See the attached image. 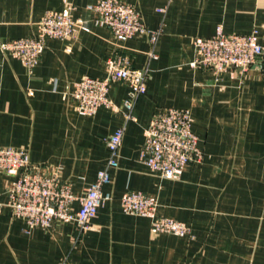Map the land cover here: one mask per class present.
I'll use <instances>...</instances> for the list:
<instances>
[{"label": "crops", "instance_id": "crops-1", "mask_svg": "<svg viewBox=\"0 0 264 264\" xmlns=\"http://www.w3.org/2000/svg\"><path fill=\"white\" fill-rule=\"evenodd\" d=\"M70 1L82 27L71 39H48L32 73L0 49V146L27 148L33 164L58 168L78 196L107 169L112 182L104 188L114 199L87 230L75 222L27 230L6 205L12 176L0 170V264H264V65L219 76L191 65L194 39L214 35L220 24L228 33L257 29L264 44V0H125L150 30L162 29L154 46L145 34L118 42L96 24L88 5L99 0ZM64 5L0 0V41L35 34L45 12ZM118 51L150 69L134 118L123 108L79 114L66 93L86 75L106 76V61ZM110 98L122 106L128 84L114 82ZM165 107L191 110L204 154L178 178L159 176L142 161L145 131ZM119 128V165L110 167L107 138ZM131 189L155 196L158 214L186 222L191 233L153 232L150 218L125 213L120 197Z\"/></svg>", "mask_w": 264, "mask_h": 264}, {"label": "built area", "instance_id": "built-area-1", "mask_svg": "<svg viewBox=\"0 0 264 264\" xmlns=\"http://www.w3.org/2000/svg\"><path fill=\"white\" fill-rule=\"evenodd\" d=\"M64 1L62 10L45 12L36 23L35 34L0 41V49L19 59L32 73L48 39H71L82 27L83 19L75 16L74 3ZM88 8L96 13V24L108 27L118 42L145 34L154 46L162 33L161 28L150 30L140 10L125 0H99L89 4ZM193 45L195 54L191 65L211 68L218 76L232 69L245 73L259 62L264 65V44L257 29L247 34L228 33L220 24L214 35L196 37ZM149 57L157 58L154 50H150ZM149 72L148 67H134L132 57L118 51L106 61V76L86 75L74 83L66 96L73 99L75 109L81 115H94L102 107L115 111L123 108L126 116L132 119L135 99L147 90ZM114 82H124L130 88V98L124 100L122 106L116 105L110 98ZM123 136L124 129L119 128L107 138L110 167L119 165ZM203 159L190 109L165 107L155 112L145 131L142 149V161L152 172L165 178H178L188 164L201 163ZM0 170L12 176L7 188L6 205L14 217L25 220L27 230L70 222H75L81 231L87 230L100 206L114 199L113 193L104 188L112 182L107 169L98 173L83 196H78L72 183L62 177L58 168L45 172L33 164L27 148L0 146ZM76 202L80 204L78 208L74 206ZM120 202L125 213L150 218L153 232L178 236L191 233V227L186 222L159 215L157 198L145 191L128 190L121 195Z\"/></svg>", "mask_w": 264, "mask_h": 264}, {"label": "rangeland", "instance_id": "rangeland-1", "mask_svg": "<svg viewBox=\"0 0 264 264\" xmlns=\"http://www.w3.org/2000/svg\"><path fill=\"white\" fill-rule=\"evenodd\" d=\"M182 174V173H181ZM181 221V220H180ZM184 222V221H183ZM189 225V224H188ZM190 226V225H189Z\"/></svg>", "mask_w": 264, "mask_h": 264}]
</instances>
